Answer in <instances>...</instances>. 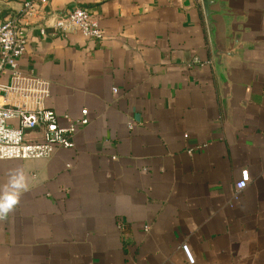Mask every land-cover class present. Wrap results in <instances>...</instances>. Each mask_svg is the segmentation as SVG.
Returning <instances> with one entry per match:
<instances>
[{"label": "crops", "instance_id": "crops-1", "mask_svg": "<svg viewBox=\"0 0 264 264\" xmlns=\"http://www.w3.org/2000/svg\"><path fill=\"white\" fill-rule=\"evenodd\" d=\"M25 1L0 0V24ZM222 2L213 42L201 0H51L103 37L35 26L19 68L61 125L90 123L72 149L0 161V264H191L183 245L193 264H264V0Z\"/></svg>", "mask_w": 264, "mask_h": 264}, {"label": "built area", "instance_id": "built-area-1", "mask_svg": "<svg viewBox=\"0 0 264 264\" xmlns=\"http://www.w3.org/2000/svg\"><path fill=\"white\" fill-rule=\"evenodd\" d=\"M50 3L51 0H27L19 13L0 24V78L9 75L8 84L0 83V161L45 159L58 148L72 149L75 133L90 123L85 109L80 119H68L66 126L61 125L59 116L46 107L50 83L19 68L18 61L27 50L28 35L35 26L42 36L51 29L60 34L78 31L88 39L103 37L99 19L90 10L78 7L57 16L48 10ZM36 129L42 130L41 141H27L25 133ZM248 183L249 173L243 170L235 185L236 191L244 190ZM2 211L5 206L0 201ZM5 218V214H0V221ZM182 249L188 262L193 264L195 259L190 248L183 245Z\"/></svg>", "mask_w": 264, "mask_h": 264}, {"label": "water", "instance_id": "water-1", "mask_svg": "<svg viewBox=\"0 0 264 264\" xmlns=\"http://www.w3.org/2000/svg\"><path fill=\"white\" fill-rule=\"evenodd\" d=\"M207 28L213 42L217 38V17L226 16L225 6L222 4V0H201ZM217 6L220 10H217Z\"/></svg>", "mask_w": 264, "mask_h": 264}, {"label": "clouds", "instance_id": "clouds-1", "mask_svg": "<svg viewBox=\"0 0 264 264\" xmlns=\"http://www.w3.org/2000/svg\"><path fill=\"white\" fill-rule=\"evenodd\" d=\"M10 210V209H9ZM0 214H6V211H2V212H0Z\"/></svg>", "mask_w": 264, "mask_h": 264}]
</instances>
